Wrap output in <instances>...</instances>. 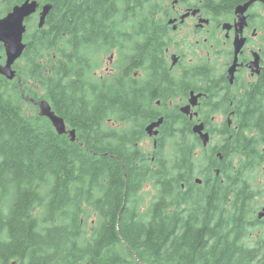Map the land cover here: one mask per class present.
Wrapping results in <instances>:
<instances>
[{
  "label": "trees",
  "instance_id": "16d2710c",
  "mask_svg": "<svg viewBox=\"0 0 264 264\" xmlns=\"http://www.w3.org/2000/svg\"><path fill=\"white\" fill-rule=\"evenodd\" d=\"M25 1L0 0V19ZM39 2L53 6L44 28L27 21L17 77L0 75V264H264V76L231 86L202 62L172 77L165 25L145 0ZM190 90L207 97L206 148L170 108ZM161 119L148 152L146 125Z\"/></svg>",
  "mask_w": 264,
  "mask_h": 264
},
{
  "label": "flooded vegetation",
  "instance_id": "af4514ba",
  "mask_svg": "<svg viewBox=\"0 0 264 264\" xmlns=\"http://www.w3.org/2000/svg\"><path fill=\"white\" fill-rule=\"evenodd\" d=\"M250 1L252 0H145L146 9L150 10L152 7V17L162 22L166 28L167 34L162 43L166 45L163 64L168 67L167 72L172 77L177 76L182 73L183 66L190 70L193 66L202 64L206 59V65L213 68V74L222 81H227L231 86H234L236 82L261 81L264 76V0H257L249 6L245 13L247 24L243 28L238 24L239 16L236 13L239 6L247 5ZM232 2H234V9L231 13L230 4ZM225 25H230V28L224 29ZM221 33L224 34V39L220 41L217 38ZM192 35L196 37L205 35V39L203 43L198 40L194 43ZM237 37L245 39L244 47L238 55H236L235 48ZM213 41H216V45ZM222 45L227 51L220 49ZM197 47L201 49L206 47L208 50L212 49V52H208L207 57L202 58L196 51ZM116 54L118 58V52L115 49L102 55V63L108 60L112 65L111 69L108 68L105 74L100 75L102 80H110L108 77H112L115 73ZM135 77L144 76L142 72H136ZM231 78L234 81L233 84L229 82ZM139 82L144 85L149 83V81ZM224 87L225 84L222 89ZM221 92L224 95L225 89ZM192 93L195 96H203L199 99L198 105L195 108L192 107L190 115H186L182 109L190 104ZM203 100H207V97L202 91L190 90L187 98L172 99L170 108L188 117L194 123L193 126L204 124L206 131L207 123L201 120L206 112ZM153 107L159 110L163 108V105L159 100L154 103ZM219 115L223 118L222 127L229 118L225 119L222 113H218L212 116V122H216ZM152 123L146 125V132ZM159 136H149V139L153 138V149L158 147Z\"/></svg>",
  "mask_w": 264,
  "mask_h": 264
},
{
  "label": "water",
  "instance_id": "95a60500",
  "mask_svg": "<svg viewBox=\"0 0 264 264\" xmlns=\"http://www.w3.org/2000/svg\"><path fill=\"white\" fill-rule=\"evenodd\" d=\"M257 0L250 1L247 5L239 6L236 10L237 15L239 16V26L243 28L246 26L245 13L249 6L256 2ZM52 4L48 3L41 5L39 0H26L21 4L15 5L12 10L7 13L6 16L0 19V44L4 46L6 61L3 64L0 57V75L7 78L10 81H13L17 77V71L14 69L15 64L23 57L26 50L25 44V35L28 31L27 21L35 16L39 15L38 27L40 29L44 28L47 17L49 16L52 10ZM225 28H230V25H225ZM245 39L236 38L235 48L236 55L240 53L244 47ZM237 60V58H236ZM231 84L234 81H229ZM203 95L195 96L192 93L190 104L182 109V112L186 115H190L192 107L195 108L198 105L199 99ZM36 105L39 108L40 115L49 119L59 135L69 134L71 140L76 141V131L68 130L66 123L63 118L58 116L52 109L51 104L47 100H41L36 102ZM192 118V117H191ZM163 120L156 123H152L147 128L148 135L151 137L159 136V128L162 126ZM193 133L197 135L202 141L204 147H208L211 142V135L209 132L205 131L204 124H198L193 127ZM198 184L202 183L201 179H196ZM258 218L260 220L264 219V207L258 213Z\"/></svg>",
  "mask_w": 264,
  "mask_h": 264
},
{
  "label": "rangeland",
  "instance_id": "374dc122",
  "mask_svg": "<svg viewBox=\"0 0 264 264\" xmlns=\"http://www.w3.org/2000/svg\"><path fill=\"white\" fill-rule=\"evenodd\" d=\"M185 31V30H184ZM183 31V32H184ZM223 33H221V34H219V36H218V38L217 39H220V41L221 40H223L224 39V34L222 35ZM193 36V38H192V41L195 43V41H199V42H201V43H203V41H204V39H205V35H201V36H199V37H196V36H194V35H192ZM213 43L216 45V41L214 42L213 41ZM220 49L222 50V51H227V49H224V45H222L221 47H220ZM196 51L197 52H199L200 53V56L202 57V58H206L207 57V53L208 52H212V49H210V50H208L206 47H205V49H201V47H197L196 48ZM198 57L199 59L201 58V57ZM4 58V60H6V57L4 56L3 57ZM115 59H117V54H116V56H115V58H114V60ZM106 60V59H105ZM203 62H206V59H204L203 60ZM111 64V63H110ZM109 64V61L108 60H106L105 62H104V64H103V66L102 67H100L99 69H98V74H105L106 72H107V69L108 68H110L111 69V67H112V65H110ZM218 67H220L219 66V64H218ZM222 116H217V119H216V122H213L214 124H216V127L217 128H221V124H222V121H223V118H221ZM219 140H218V138L215 140V142H214V144L215 143H217ZM143 148L144 149H146L148 152H150L151 150H153V138H148L145 142H144V144H143ZM199 178V177H198ZM200 179V178H199ZM154 191H153V188H152V185H148L146 188H145V190H144V196H146L147 197V200H146V205H145V207L143 208V210L142 211H145V209H147V206H148V201L151 199V197L152 196H154ZM264 229V228H263Z\"/></svg>",
  "mask_w": 264,
  "mask_h": 264
}]
</instances>
